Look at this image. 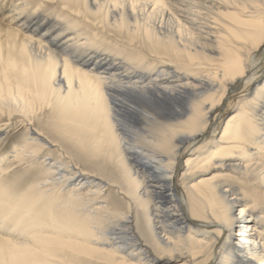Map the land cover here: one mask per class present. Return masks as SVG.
<instances>
[{
    "label": "bare ground",
    "instance_id": "bare-ground-1",
    "mask_svg": "<svg viewBox=\"0 0 264 264\" xmlns=\"http://www.w3.org/2000/svg\"><path fill=\"white\" fill-rule=\"evenodd\" d=\"M6 1L0 264H264V0Z\"/></svg>",
    "mask_w": 264,
    "mask_h": 264
},
{
    "label": "rangeland",
    "instance_id": "rangeland-1",
    "mask_svg": "<svg viewBox=\"0 0 264 264\" xmlns=\"http://www.w3.org/2000/svg\"><path fill=\"white\" fill-rule=\"evenodd\" d=\"M9 1H11V0H7L6 2H9ZM36 4H37V2L31 1L32 6H34ZM43 6L44 5H41L40 8L42 9ZM48 6L49 5H46L45 8H43L42 10L45 12L46 11L49 12L52 9V7H48ZM98 32L106 36V40L103 43H111V41L112 42L127 41L126 40L127 38H125V40H123L122 37L118 36V34L112 32V31H110L108 34L107 32H105L99 28ZM111 35H112V37H111ZM116 38H118V39H116ZM100 39L102 41V38H100ZM36 116H38V117H36ZM29 117L34 122L33 123V129L40 131L41 128L37 126L34 119L38 118L39 120H42V121L47 120L49 117L48 110L43 109V110L39 111L38 113H36L34 118L31 116H28V118ZM9 121L10 120H8V118L5 115H2V117H0V125L3 124L1 127V130H0V137H1L0 138V158L2 157L0 160L1 167L9 165L7 162L10 160L9 158L11 157V155L14 154L13 153L14 148L19 147V145H23V143L24 144L27 143V138L30 135V132L27 131V127L24 126V124L22 122H20L19 119L12 120L11 122H9ZM27 146L34 147L32 145H27ZM61 148L64 150L63 147H61ZM34 149H35V147H34ZM55 150H56V147H53V148H51V150L49 152L54 154L55 157H58V154H57L58 152ZM47 153H48V150L43 151L41 154V157H39L36 160V162L40 164L41 158L43 156H46ZM69 155H70V152L67 151L65 154L66 158H63V160L67 161L70 158V161H72V163L74 165H77V167H80V165L76 164L75 161L73 162L71 155H70V157H69ZM14 165H15V167L11 170L9 177H8V180L15 182L18 185H21L20 190L28 187L32 183L31 178H33V179L35 177L40 178L42 176V172H43L42 167H36L35 168V167H33L32 164L30 165L29 163H25L23 161H20L18 164H14ZM236 182L238 183L239 181L237 180ZM23 183H25V184H23ZM111 195L114 196L113 194H111ZM251 196L254 198V195H251ZM256 202L259 203V200H256ZM237 212H238V210L235 211V213H237Z\"/></svg>",
    "mask_w": 264,
    "mask_h": 264
}]
</instances>
